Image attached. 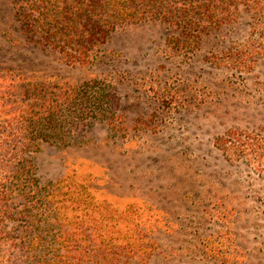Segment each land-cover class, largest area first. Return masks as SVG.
I'll use <instances>...</instances> for the list:
<instances>
[{
    "label": "rangeland",
    "instance_id": "374dc122",
    "mask_svg": "<svg viewBox=\"0 0 264 264\" xmlns=\"http://www.w3.org/2000/svg\"><path fill=\"white\" fill-rule=\"evenodd\" d=\"M19 5L0 0V71L16 76L14 101L36 103L22 89L35 83L62 102L88 81L100 100L92 112L87 97L71 105V143H42L41 181L87 187L145 245L128 264H264V30L250 29L246 6L179 50L161 22L119 26L82 66L26 31Z\"/></svg>",
    "mask_w": 264,
    "mask_h": 264
},
{
    "label": "trees",
    "instance_id": "16d2710c",
    "mask_svg": "<svg viewBox=\"0 0 264 264\" xmlns=\"http://www.w3.org/2000/svg\"><path fill=\"white\" fill-rule=\"evenodd\" d=\"M250 1L19 0L14 15L43 46L84 66L117 27L131 23H163L170 45L179 50L199 43L244 4L250 29L263 31L264 5ZM8 72L0 71V264H128L142 255L145 245L122 231L123 222L107 218V207L95 202L87 187L67 184L66 177L43 182L36 172L34 154L43 142L71 143L64 136L72 123L71 105H82L87 97L92 112L91 105L100 103L87 93L93 82L83 91L68 87L62 102L41 98L43 86L24 85L36 103L20 107L13 99L16 76Z\"/></svg>",
    "mask_w": 264,
    "mask_h": 264
}]
</instances>
